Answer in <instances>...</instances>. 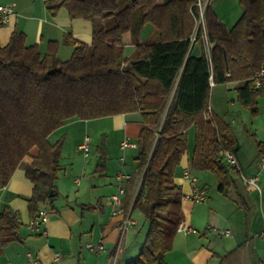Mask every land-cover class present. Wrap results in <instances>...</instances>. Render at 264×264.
I'll return each mask as SVG.
<instances>
[{
  "label": "trees",
  "instance_id": "1",
  "mask_svg": "<svg viewBox=\"0 0 264 264\" xmlns=\"http://www.w3.org/2000/svg\"><path fill=\"white\" fill-rule=\"evenodd\" d=\"M211 1L48 3L49 10L64 8L70 18L92 23L90 42L70 41L72 54L62 61L57 57L58 42L50 41L42 55L14 29L0 46V188L21 166L33 184L27 208L34 218L56 196L64 137L50 143L48 135L70 118L91 120L138 111L142 120L134 174L140 175V185L131 207L142 213L148 228L137 256L125 264H164L162 258L183 221V194L174 182V171L187 151L189 128L194 130L191 167L212 173L219 192L229 187L228 167L219 152L236 155L238 144L231 127L209 109L210 76L214 84L241 82L238 101L253 114L262 90L253 78L264 69V0H238L243 12L230 29L218 19ZM197 3H206L203 28L197 25ZM145 24L154 33L140 41ZM203 30L210 60L204 52L200 57L189 54L195 42L202 43ZM127 32L134 49L125 56L122 36ZM98 149L104 152L103 138ZM257 154L264 155V141L257 143ZM24 157L29 163H22ZM19 240L17 216L4 207L0 251Z\"/></svg>",
  "mask_w": 264,
  "mask_h": 264
},
{
  "label": "crops",
  "instance_id": "2",
  "mask_svg": "<svg viewBox=\"0 0 264 264\" xmlns=\"http://www.w3.org/2000/svg\"><path fill=\"white\" fill-rule=\"evenodd\" d=\"M57 1L0 0V4H14V15L6 24L0 25V46L8 42L16 29L24 34L26 44H36L42 55L47 52L50 41L58 42L57 57L62 61L72 54L70 41L89 43L91 21L70 18L64 8L56 11L47 8L48 3ZM219 1L217 6H212L210 2L211 8L230 29L241 16L242 9L238 0H233L226 12L223 5L228 0ZM153 33L154 28L145 24L139 40H146ZM122 42L125 56L130 55L134 45L129 32L123 34ZM201 50H205L202 44ZM240 85L241 82H230L211 86L209 109L231 127L238 144L235 156L239 168L244 176L256 178L260 190L242 181L239 173L228 167L229 187L219 192L212 173L196 171L190 165L194 130L189 128L188 148L175 168L174 182L183 194L182 224L197 229L198 233H186L178 228L171 250L162 258L164 264H264V235H261L264 231V168H260L257 154V143L264 141V91L261 90L255 99L257 112L252 122L254 126L246 130L236 123L232 115L234 113L241 118L245 115L238 101L237 87ZM214 88H218L216 96L221 101L231 98L227 104V108H233L231 111L228 109L230 113L224 110V106L217 105L212 92ZM77 120L80 119L66 120L48 135L50 143L60 136L64 137V141L60 168L54 182L56 196L51 204L45 205L48 217L41 228L37 231L29 228L31 217L27 199L32 193L33 184L26 178L21 166L0 188V211L8 207L16 214L20 237L19 241L2 248L0 264H125L138 253L145 237L144 223L138 228L137 219H142L141 212L137 213V219H132L133 224L127 226L123 235L120 227L127 215L132 217V199L140 185V175L134 174L136 151L134 153L132 149L136 150L141 114L134 111L104 116L85 120L83 126L75 125ZM87 130L100 136L97 137L99 141L94 145V151L90 146L89 154L84 156L78 150V145L88 137ZM102 138L104 152L98 149ZM126 139L135 143L129 152L121 147ZM241 139L250 141L256 147L253 158L243 164V159L239 158ZM185 169L196 177L195 186L205 190L204 202L189 199L192 187L183 177ZM119 172L129 174L130 178L125 183V194L118 212V208L110 202V195L116 191L118 181L115 175ZM130 197L127 206L126 200ZM206 227L228 229L230 235H217L214 231H205ZM121 236L125 238L122 248L119 245ZM87 244H101L103 249L89 250Z\"/></svg>",
  "mask_w": 264,
  "mask_h": 264
},
{
  "label": "built area",
  "instance_id": "3",
  "mask_svg": "<svg viewBox=\"0 0 264 264\" xmlns=\"http://www.w3.org/2000/svg\"><path fill=\"white\" fill-rule=\"evenodd\" d=\"M199 6V18L197 20V25H201L202 28L203 26V12H204V7L206 3L202 6L200 3H197ZM14 15V4H0V25L6 24L9 19ZM195 40V32L190 36V41ZM201 40H202V45L204 46V53L206 54V57L208 60H210V44L208 43L207 36L203 30L201 34ZM253 83L256 87H259L264 91V69H261L258 73L254 75L253 78ZM209 85L210 87L214 85L212 78L210 76L209 78ZM122 148H134L135 143L129 141V140H124L121 143ZM78 150L81 151V153L84 156H87L89 154L90 150V142L89 138L85 137L83 142L78 145ZM220 155L223 158V161L226 163L227 167H230L231 169L237 171L245 183L253 186L255 189L260 190L259 185L257 184L256 178L255 177H246L243 175L241 172L236 156L229 152V151H220ZM258 163L260 168H264V155H259L258 156ZM116 180L118 181V185L116 188V191L110 195V202L112 205L116 206L118 208L119 212V207L121 206V201L122 197L125 194V183L126 181L130 178V175L127 173L119 172L115 175ZM183 177L189 181L192 187V191L189 195V199L193 202H204L206 200V194L205 190L203 188H198L195 186L196 184V177L193 176L188 169H185L183 172ZM48 217V212L45 206L41 207L36 216L34 218H31V221L29 223V228L32 231H37L39 228L42 227V225L46 222ZM133 224L132 219L130 218L129 215H127L124 220L122 221L120 230L121 234L126 230L127 226ZM179 229L184 230L186 233H198V230L189 226H184L182 222L178 225ZM177 228V229H178ZM214 231L217 235L221 236H228L230 235V230L228 229H213L211 227H206L205 231ZM261 235H264V231L261 232ZM87 248L89 250H93L94 248H97L98 250L103 249V245L98 244V245H93V244H87Z\"/></svg>",
  "mask_w": 264,
  "mask_h": 264
},
{
  "label": "rangeland",
  "instance_id": "4",
  "mask_svg": "<svg viewBox=\"0 0 264 264\" xmlns=\"http://www.w3.org/2000/svg\"><path fill=\"white\" fill-rule=\"evenodd\" d=\"M219 0H212L211 1V5L212 6H217V5H219ZM231 2H233V0H228L227 1V4L226 5H223V6H225V10H226V12H228L229 11V9L231 8ZM238 5L241 7V9H242V6L239 4V2H238ZM242 12H243V9H242V11H241V13H240V15L242 14ZM239 15V16H240ZM219 19V18H218ZM220 20V19H219ZM236 22V21H235ZM234 24V23H233ZM122 66L123 67H126L127 66V62H124V63H122ZM217 89L218 88H214L213 89V93H214V97L216 96V92H217ZM231 99V98H230ZM230 99H226V98H224L222 101H221V99H218L217 98V96H216V99H215V101H216V103H217V105L218 104H220V106H224V110H226V111H228V109L229 108H227V104L230 102L229 100ZM212 104H213V102H212ZM241 105V104H240ZM241 109H244V112H245V115L243 116V118H241V116L240 115H236V114H234V113H232V115L234 116L233 118H234V120H236V123H238V124H241L246 130H248V128H251L252 126H254V124L252 123V122H254L253 120V118H255V114H253V112H252V109L251 108H248V107H246V106H243V105H241ZM230 111L231 110H233V108H230L229 109ZM225 111V112H226ZM229 112V111H228ZM230 113V112H229ZM84 123H85V120H77L76 121V124L75 125H78V126H83L84 125ZM94 125H96V124H94ZM92 126V125H91ZM88 132H87V136L89 137V141H90V146L93 148L94 147V145L96 144V142H98L99 140H97V137L98 136H100L99 135V133L97 134V133H94V131H92V132H89V130H87ZM126 140H129V141H132V140H130V139H126ZM242 141H241V145H240V152H239V158L240 159H243V161L241 162V164H243L244 162H246V160H250V159H252L253 158V156H254V154H255V151H256V147L254 146V144H252L250 141H248V140H244V139H241ZM130 149H132V148H124V150H126L127 152H129V150ZM93 151H94V148H93ZM93 151H92V153H93ZM132 151H134V153H135V151L136 150H134V149H132ZM95 155V154H94ZM97 155V154H96ZM134 156H135V154H134ZM28 157H24L23 158V161H22V163L23 164H27V163H29V161H28V159H27ZM138 177H139V175H137ZM138 212H140L138 209H134L133 210V213H132V217L130 216V218L131 219H137V213ZM142 214V213H141ZM142 219H137L138 221H139V227L138 228H140L141 227V225H143V223H144V229H145V235H146V232H147V228H148V224H147V227H145V225H146V222H145V220H144V218H143V215L142 216H140ZM123 235V234H122ZM144 239H145V237H144ZM120 241H122V244H120ZM120 241H119V245H121V248H122V246H123V242L125 241V238H122V236L120 237ZM144 242V241H143ZM143 244V243H142ZM142 246V245H141ZM141 248V247H140ZM140 250V249H139ZM139 252V251H138ZM138 254V253H137ZM137 254L134 256V257H132V259H134L136 256H137Z\"/></svg>",
  "mask_w": 264,
  "mask_h": 264
},
{
  "label": "water",
  "instance_id": "5",
  "mask_svg": "<svg viewBox=\"0 0 264 264\" xmlns=\"http://www.w3.org/2000/svg\"><path fill=\"white\" fill-rule=\"evenodd\" d=\"M202 54V50H201V43L199 42H195L191 51H190V56L192 57H200ZM137 62V60L132 61V63ZM50 196H52V192H50L49 194Z\"/></svg>",
  "mask_w": 264,
  "mask_h": 264
}]
</instances>
